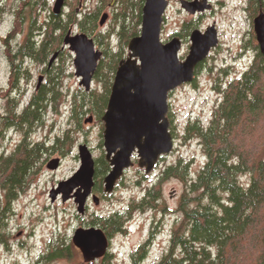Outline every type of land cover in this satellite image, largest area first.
Returning a JSON list of instances; mask_svg holds the SVG:
<instances>
[{
    "label": "rangeland",
    "instance_id": "374dc122",
    "mask_svg": "<svg viewBox=\"0 0 264 264\" xmlns=\"http://www.w3.org/2000/svg\"><path fill=\"white\" fill-rule=\"evenodd\" d=\"M55 1L0 0V6L3 8L0 9V153L4 152L5 155H9L24 137V132L21 130L17 132L10 129L5 132L3 129L7 95L11 94L12 98L19 99L22 106L25 105L37 88L39 76L43 75V83L47 82L48 73L45 72V68L53 55L46 63L25 57L20 72L21 78L18 81L19 88H16L17 84L12 88L9 83L12 66L5 52L7 43L3 39H6L13 30L12 34L15 36L12 39L9 37L8 41L13 51H16L26 39L35 8H39L36 10L39 14L37 25L42 24L49 18V14L53 13ZM68 1L70 4L65 3L61 15L63 17L72 10L80 13L84 10H94L102 5L101 0H79V3L77 0ZM210 1L215 8L201 17L187 12L179 0H170V6L165 13L161 32L165 42L176 33L182 32V26L185 28L191 26L192 31L193 28L205 29L214 23L219 37V45L213 48L210 55L198 65L194 80L182 84L169 94L170 111L175 119L174 150L167 154L151 173H146L135 162L134 166L126 170L114 192L110 194H106L103 187L100 189L95 185L100 201L96 204L90 199L84 216L78 214L73 200L63 202L61 197H58L52 202L50 192L60 181L70 178L79 170L80 144L85 143L89 146L95 160L105 155L104 140L101 136L104 126L102 129V123L91 112L79 114L78 123L73 122L77 120L72 114L74 97L86 90L80 85V79L75 74L74 52L68 47L63 48L62 45V54L60 55L61 51H59L60 56L55 63L53 62L61 67L58 83L62 95L57 102V110L54 108L47 111L43 121L35 127L30 137L34 141L46 142L47 146L49 142L52 146L58 137L63 136L70 129L69 135L73 140L69 148L66 147V143L63 148L58 147L53 152L51 150L52 153L45 155L31 185L13 202V209L4 227L6 240L5 243H0V264H158L163 254L167 253L172 232L183 217L178 208L187 187L180 178L179 171L183 169V165L188 164L187 171L190 178L194 179L207 159L198 138L185 139V127L190 120L193 123L201 119V123L209 124L214 109L223 96L218 88H225V85L236 76H241L256 54V49L249 46L255 31L254 20L244 10L247 0ZM113 10L114 7L108 6L107 3L103 6L98 18V30L103 32L112 28L118 30L119 26ZM104 13H108L109 17L102 25L100 19ZM71 29L81 31L74 26ZM41 37L36 36L37 39ZM110 40L114 50H119L118 36L112 35ZM255 40L252 46L258 44L257 39ZM248 42L244 51L249 47L251 51L245 52L246 56L234 60V57L243 50L241 46ZM190 46L191 40L187 36L180 52L181 59L188 55ZM98 47L103 51L105 49L104 45ZM127 53L126 50L125 57ZM51 68L53 69L54 66ZM92 89L102 90L101 82L95 77ZM90 116H93L94 120L86 122ZM57 157L61 159L60 166L55 170L48 168L50 161ZM170 166H176L175 175L164 174ZM243 178L247 179L245 175ZM149 189L153 192L158 191L157 200L153 201V205L145 208L135 207L131 218L123 224V229L127 230L110 236L108 253L90 263L84 261L80 248L73 243L76 229L92 226V220L98 218L99 221L100 217H108L117 210L127 212L132 205L140 203ZM2 195L0 189V200ZM146 243L147 251L144 259L140 254L141 247ZM58 245L69 247L67 255H48Z\"/></svg>",
    "mask_w": 264,
    "mask_h": 264
},
{
    "label": "trees",
    "instance_id": "16d2710c",
    "mask_svg": "<svg viewBox=\"0 0 264 264\" xmlns=\"http://www.w3.org/2000/svg\"><path fill=\"white\" fill-rule=\"evenodd\" d=\"M255 2L251 6L252 17L259 10V1ZM65 3L70 4L68 0ZM101 3L94 10L80 13L72 10L65 17L49 14V18L38 25L36 10L39 8H35L26 39L14 55L18 60L10 57L12 75L9 83L12 88L17 84L18 89L24 58L46 63L56 50L61 51L67 31L72 26L78 27L105 49L95 74L102 90L82 91L74 97L72 114L77 120L73 122L78 123L79 114L91 112L102 123L103 129L102 116L108 105L115 73L125 57L129 41L141 30L144 0H101ZM106 3L114 7L118 30H98V18ZM112 35L119 38L117 51L111 45ZM36 36L42 37L37 39ZM52 66L55 70L48 69V66L45 68L47 82L36 88L25 105L22 106L19 99L12 98L11 94L7 95L4 123L23 131L24 137L9 155L0 153V189L3 192L0 200V243L6 240L4 227L13 202L31 185L45 155L58 147L63 148L66 143L69 148L73 140L69 135L70 129L52 146L49 142L47 146L46 142L34 141L30 137L46 112L57 110V102L62 95L58 83L61 67ZM218 90L223 96L209 124L197 120L185 127V139L198 138L207 159L194 179L189 176L188 164L179 171L187 187L178 208L183 217L172 232L168 252L158 264H264V54L258 45L249 68ZM110 169L105 155L96 160L95 178L100 189ZM175 169L176 166H170L164 174L175 175ZM244 175L247 179L243 178ZM156 197L158 191L149 189L140 203L132 205L127 212L116 211L91 223L100 225L107 236L125 232L123 224L131 218L134 208L152 206ZM146 246L147 243L141 247L142 258L145 257ZM68 252V246L58 245L48 255L66 256Z\"/></svg>",
    "mask_w": 264,
    "mask_h": 264
},
{
    "label": "water",
    "instance_id": "95a60500",
    "mask_svg": "<svg viewBox=\"0 0 264 264\" xmlns=\"http://www.w3.org/2000/svg\"><path fill=\"white\" fill-rule=\"evenodd\" d=\"M169 3V0H144L140 33L129 41L128 55L120 61L114 76L108 105L102 116L105 158L111 166L104 177L106 193H112L125 170L134 165L135 153L139 167L150 173L160 156L172 152L174 138L167 116L169 93L194 80L198 65L219 42L214 25L204 32L195 29L190 35L192 44L189 53L181 59V38L174 36L165 42L161 37ZM181 5L190 14L209 8L198 0H181ZM64 6L65 0H56L53 13L61 14ZM107 17V13L103 14L101 24ZM254 30L260 51L264 54L263 11L254 20ZM63 43V48L68 46L75 54V74L80 78V85L90 91L103 51L87 33L73 32L72 29L67 31ZM58 56L59 51L53 54L48 68ZM43 79V75L39 76L37 87L41 86ZM92 121V116L86 120ZM78 149L81 160L79 170L60 181L51 190L50 196L52 202L58 195L63 202L73 199L78 214L84 215L88 198L96 185V161L87 144H80ZM59 165L60 159L54 158L48 168L55 170ZM93 200L98 204L100 198L93 194ZM73 242L82 251L86 262L104 256L109 246L108 236L97 226L77 228Z\"/></svg>",
    "mask_w": 264,
    "mask_h": 264
},
{
    "label": "flooded vegetation",
    "instance_id": "af4514ba",
    "mask_svg": "<svg viewBox=\"0 0 264 264\" xmlns=\"http://www.w3.org/2000/svg\"><path fill=\"white\" fill-rule=\"evenodd\" d=\"M189 1H191V2H193V1H195V0H189ZM199 2H201V3H205V4H207L208 6H209V8H207V9H205L204 11H198V12H196L195 14H192V15H195V16H199V17H201V16H203V15H205L208 11H211L212 9H214L215 7H214V4L210 1V0H198ZM253 1L255 2V0H247V6L244 8V10H246L247 11V14H248V16L251 18V19H253V20H255V18H256V16H258L259 14H260V12L261 11H263L264 12V0H258L259 2H258V5H259V7H258V12L254 15V17H252V14H253V12H252V9H251V6H252V3H253ZM179 2H180V4H181V0H179ZM256 3V2H255ZM0 9H3L1 6H0ZM215 26V23L214 24H212V25H208L205 29L204 28H193L192 29V31H191V26H189L188 28H186V30L184 29V26H182L183 27V29H182V32H178V33H176L175 35L176 36H179L180 38H181V41H182V45H183V43H185V40H186V38H187V36H189V38H190V35L192 34V32L195 30V29H199L200 31H202V32H204L209 26ZM216 27V26H215ZM217 29V28H216ZM13 31V30H12ZM12 31H10V34L8 35V37L6 38V39H3V41L4 42H6L7 43V47L5 48V52H6V55L8 56V58H9V61L11 62V59H10V57H13L14 59H17V57H15L14 55H15V53H17L18 51L17 50H19V48L16 50V51H13V47H12V45H11V43H9V41H8V38L10 37L11 39L12 38H14V36L15 35H13L12 34ZM14 32H16V31H14ZM217 32H218V30H217ZM252 33H253V31H252ZM174 35V36H175ZM255 39H257L256 38V35L253 33V37H252V41L250 40V44H249V42L248 43H244L241 47H242V51L238 54V55H236L235 57H234V60H237V59H239V58H242L243 56H246L247 54L245 53V52H247V51H251V49H250V47L248 48V50L247 51H244V50H246V48H247V45L249 44V46H251V48L252 49H256V46L258 45V44H254L255 46H252L253 45V43L256 41ZM190 40H191V38H190ZM192 43V42H191ZM219 45V44H218ZM259 46V45H258ZM254 58H255V54H254V56H253V60H254ZM253 60L251 61V64L253 63ZM11 64H12V62H11ZM233 64H235V63H233ZM250 64V65H251ZM4 118V117H3ZM168 118H169V122H170V126H169V128H170V130L171 131H173L172 132V134L174 133V130H175V119H174V115L172 114V112L169 110V112H168ZM6 123V122H5ZM5 123L3 122V129H5V132H7V130H10V129H13V130H16L17 132H18V129L17 128H15L13 125H11V126H8V125H5ZM1 133H2V131H1ZM135 157H136V154H135ZM166 157V155H162V156H160L159 157V160L157 161V163H156V166L157 165H159L160 163H161V161L164 159ZM136 161V160H135ZM111 239V238H110Z\"/></svg>",
    "mask_w": 264,
    "mask_h": 264
},
{
    "label": "bare ground",
    "instance_id": "6f19581e",
    "mask_svg": "<svg viewBox=\"0 0 264 264\" xmlns=\"http://www.w3.org/2000/svg\"><path fill=\"white\" fill-rule=\"evenodd\" d=\"M258 4V3H257Z\"/></svg>",
    "mask_w": 264,
    "mask_h": 264
}]
</instances>
